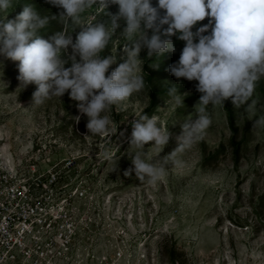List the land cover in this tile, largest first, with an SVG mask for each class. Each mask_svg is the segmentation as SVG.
Returning a JSON list of instances; mask_svg holds the SVG:
<instances>
[{
  "label": "rangeland",
  "instance_id": "1",
  "mask_svg": "<svg viewBox=\"0 0 264 264\" xmlns=\"http://www.w3.org/2000/svg\"><path fill=\"white\" fill-rule=\"evenodd\" d=\"M19 2L13 0L0 19L4 15L14 19ZM29 4L41 16L57 17L49 20L45 35L40 33L43 38L63 30L58 19L62 9L45 0ZM151 4L155 7L157 0ZM117 11V5L105 10ZM81 19L94 23L107 22L109 17L94 5ZM118 23L101 53L102 57L117 56L109 72L122 62L127 43L121 36L126 25L122 20ZM207 23L206 17L192 31ZM79 31L78 27L72 31L73 40ZM184 45H175V51L165 52L158 61L148 57L146 48L141 49L146 87L113 107L111 118L117 129L109 137L88 135L87 117L78 112V102L67 92L33 105L36 86L19 89V62L0 56V148L7 146L11 161L7 165L24 168L34 162L40 171L55 165L61 174L75 173L72 180L90 190L81 213L80 264H264V127H254V121L264 116V79L246 105L237 108L228 101L208 106L212 124L202 140L177 157L184 161L182 169L169 163L165 175L154 184L136 179L134 173L123 175L132 167L136 150L129 144L131 124L140 114L157 115L159 126H167L172 134L160 157L177 146L181 124L196 118L198 82L177 80L168 72ZM171 86L180 95L187 93L182 107L167 95ZM77 115H81L79 122L74 119ZM152 143L145 145L149 157ZM106 151L111 159L104 157ZM72 161L69 168L65 163Z\"/></svg>",
  "mask_w": 264,
  "mask_h": 264
},
{
  "label": "clouds",
  "instance_id": "2",
  "mask_svg": "<svg viewBox=\"0 0 264 264\" xmlns=\"http://www.w3.org/2000/svg\"><path fill=\"white\" fill-rule=\"evenodd\" d=\"M45 2L62 9L58 19L63 30L43 38L40 31L57 17L41 16L27 4L14 19H6V15L0 19V56L19 62V89L36 86L33 105H42L67 92L70 99L78 102V112L87 117L88 135H113L117 129L111 118L113 107L145 89L143 61L139 59L142 48L147 49L149 58L159 57L175 51L173 35L185 42L179 60L169 66L168 72L177 80L198 82L196 118L181 124V133L175 137L177 146L160 157L172 134L167 126H159L157 115L149 118L140 114L131 124L129 144L136 151L132 167L123 173L125 177L134 173L136 179L154 184L165 175L169 163L182 169L184 161L177 157L202 140L212 124L208 106H223L228 101L237 108L246 105L264 79V0H157L155 7L151 0ZM94 5L109 17L107 22L85 23L81 19ZM110 5L118 6L115 14L105 12ZM12 6L13 0H0V13H7ZM160 10H164L163 15ZM206 17L208 23L193 32V26ZM121 20L126 25L121 36L127 43L122 49V62L109 72L117 56L102 57L101 53ZM77 27L80 31L73 40L71 33ZM209 29L210 34L204 35ZM69 62L70 67H65ZM167 95L182 107L187 93L180 95L171 86ZM81 115L74 119L79 122ZM254 127H264V116L254 121ZM149 142H153L151 157L145 151ZM104 157L112 158L107 151Z\"/></svg>",
  "mask_w": 264,
  "mask_h": 264
},
{
  "label": "built area",
  "instance_id": "3",
  "mask_svg": "<svg viewBox=\"0 0 264 264\" xmlns=\"http://www.w3.org/2000/svg\"><path fill=\"white\" fill-rule=\"evenodd\" d=\"M65 164L70 168L74 161ZM23 167L0 159V264H80L89 188L55 165L45 171L34 162Z\"/></svg>",
  "mask_w": 264,
  "mask_h": 264
},
{
  "label": "trees",
  "instance_id": "4",
  "mask_svg": "<svg viewBox=\"0 0 264 264\" xmlns=\"http://www.w3.org/2000/svg\"><path fill=\"white\" fill-rule=\"evenodd\" d=\"M31 1H36V0H31ZM29 3H30V0H20V2H19V10H18V13H20V12L22 11L23 7H24L25 5H27V4H29ZM47 32H48V28L43 29V30L40 31V33H42V35H45ZM40 33H39V34H40ZM40 35H41V34H40ZM177 35H178V34H177ZM171 40H172V42H173V46H175V45H180V44H183V45L185 44L184 41L177 39V36H176V35H173V36L171 37ZM194 42H198V41H194ZM159 57H160V56H159ZM159 57H157V56H153V57H151V58H152V60L158 61V60H159Z\"/></svg>",
  "mask_w": 264,
  "mask_h": 264
},
{
  "label": "bare ground",
  "instance_id": "5",
  "mask_svg": "<svg viewBox=\"0 0 264 264\" xmlns=\"http://www.w3.org/2000/svg\"><path fill=\"white\" fill-rule=\"evenodd\" d=\"M1 141V139H0ZM2 142H0L1 144ZM6 144H3V146H1L0 148V159L3 160L5 163H10V158H9V155L7 154V151H6Z\"/></svg>",
  "mask_w": 264,
  "mask_h": 264
}]
</instances>
